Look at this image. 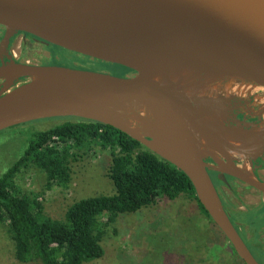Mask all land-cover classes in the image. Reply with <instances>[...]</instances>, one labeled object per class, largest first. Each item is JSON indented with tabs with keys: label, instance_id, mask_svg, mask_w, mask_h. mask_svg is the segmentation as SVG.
Listing matches in <instances>:
<instances>
[{
	"label": "water",
	"instance_id": "95a60500",
	"mask_svg": "<svg viewBox=\"0 0 264 264\" xmlns=\"http://www.w3.org/2000/svg\"><path fill=\"white\" fill-rule=\"evenodd\" d=\"M75 1L82 4L78 11L69 9L68 0H0V26L8 36L25 33L131 74L2 61L0 80L25 82L0 92V132L54 118L84 119L121 131L184 173L238 258L260 264L226 213L205 159L215 153L225 184L228 175L264 194V182L251 174L247 159L264 142V125L253 130L226 126V116L218 111L226 97L195 93L193 83L240 77L264 87V0ZM167 70L180 72V83L194 100L157 80ZM204 74L219 78L202 79ZM208 116L214 121L208 123Z\"/></svg>",
	"mask_w": 264,
	"mask_h": 264
},
{
	"label": "trees",
	"instance_id": "16d2710c",
	"mask_svg": "<svg viewBox=\"0 0 264 264\" xmlns=\"http://www.w3.org/2000/svg\"><path fill=\"white\" fill-rule=\"evenodd\" d=\"M118 67L123 71L121 77L131 72ZM97 154L110 158L106 178L113 186V194L74 202L62 219L47 216L40 195L20 185L25 173L36 170L44 178L46 191L67 188L73 165ZM180 197L194 200L200 214L212 225L200 233L203 241L194 250L207 254L213 264H244L198 202L184 173L111 126L69 118L35 133L19 159L0 176V224L20 264H88L104 256L102 241L120 216ZM247 217L243 214L240 223L248 220L257 232L261 229L259 223H264V205L254 210L256 220ZM239 226L245 241L240 231L243 227ZM256 232L255 242L249 241L248 248L257 261L264 260Z\"/></svg>",
	"mask_w": 264,
	"mask_h": 264
},
{
	"label": "rangeland",
	"instance_id": "374dc122",
	"mask_svg": "<svg viewBox=\"0 0 264 264\" xmlns=\"http://www.w3.org/2000/svg\"><path fill=\"white\" fill-rule=\"evenodd\" d=\"M25 48L22 53L31 61H43L46 53L43 47L32 45L30 48L29 46ZM49 51H52L51 62L57 61L66 67L72 68V65H78L88 71L116 77H121L119 75L123 72L118 65L90 59L58 47L51 46ZM14 52L16 55L19 54L18 44L15 45ZM127 73L123 74V77ZM226 81L227 79H221L220 83L207 85H200L199 82L198 86L193 83V87L195 93L200 95L231 99L235 94L225 87ZM237 95L236 97H243L244 101L254 98L255 105H250L253 109L264 107V90ZM65 119L69 118L34 121L0 132V176L19 159L35 133L53 128L63 123ZM260 124L264 125V120ZM230 125L227 126L235 130L242 128L239 124ZM109 160L107 154H97L74 164L71 182L67 188L56 187L46 191L44 178L36 170L25 173L20 185L40 195L47 216L62 219L67 208L74 202L98 195L113 194V186L106 178ZM233 188V194L228 192L226 198L231 202L236 220L243 227L240 231L245 236L247 247H250L248 242H255L256 231L248 220L242 224L239 219L245 214L248 219L256 220L253 217L254 210L264 205V195L239 184H234ZM259 225L261 229L256 235H259L257 240L264 250V223L260 222ZM211 226L209 220L200 214L194 200L180 197L175 201H161L156 206L142 209L135 214L120 216L109 227L102 241L104 256L88 264H213L212 259L207 258V254L197 253L194 250L195 246L200 245V240L203 241L202 238L200 239L202 237L200 233H205ZM215 230L218 232L216 228ZM209 237L210 235H207V238ZM258 262L264 264V260ZM0 264H20L13 256V244L7 236L4 225L1 224Z\"/></svg>",
	"mask_w": 264,
	"mask_h": 264
},
{
	"label": "flooded vegetation",
	"instance_id": "af4514ba",
	"mask_svg": "<svg viewBox=\"0 0 264 264\" xmlns=\"http://www.w3.org/2000/svg\"><path fill=\"white\" fill-rule=\"evenodd\" d=\"M6 35L8 36L6 30L0 26V65L2 64V61H3L4 64L6 65L15 63V64H27V65H32V66H57V65L63 66L62 63H58L57 61L51 62L52 51H49V48L51 47V45L43 43L41 40L34 38L25 33L18 32L15 34H10L8 36L7 46L4 48H1V42L3 41ZM17 44H18V49L20 50L18 55H16L14 52V47ZM32 45H36L38 47L44 48L46 53L44 55L43 61L33 62L29 59L28 56L23 55L22 51L23 50L25 51L26 49L25 47L29 46L30 48V46ZM63 67H66V66H63ZM72 68L78 69L82 67H78V65H72ZM127 74L125 76H128ZM24 82L25 80L21 78L17 80H13L12 82H8L7 80L2 79L0 80V92L6 91L8 88L12 89ZM224 100L226 102L218 107L219 109L218 111L220 112V114L226 116L224 124L225 123L227 125L239 124L246 130H253V129H257L261 127L260 123H262V121L264 120V116H263L264 107L262 108L256 107L257 109L251 108L250 105H255L254 98H248L246 101H244L245 99L243 97L235 96V97H231V99L226 98ZM259 146L260 148L258 150L250 152L253 154V156L247 159L249 161L251 174L259 181L264 182V142H261ZM214 155L215 153L213 154V156H210V155L206 156L205 163L208 166L207 168L208 173L220 197V200L223 204V207L226 213L228 214L231 222L235 225L237 229V227H240V226L236 220L235 211L231 208V202L227 200L226 198L228 192H231L233 194L234 184L242 185L243 187L253 190L261 195H264V194L256 191L255 189L247 186L245 183L235 178H232L228 175H224L226 179V184L222 182L221 175H220L222 168L213 161L215 157ZM235 158H236L235 163L238 166L242 167V165L244 166V164H246V162H244L243 159H241L240 157L235 156ZM239 163H243V164H239Z\"/></svg>",
	"mask_w": 264,
	"mask_h": 264
},
{
	"label": "bare ground",
	"instance_id": "6f19581e",
	"mask_svg": "<svg viewBox=\"0 0 264 264\" xmlns=\"http://www.w3.org/2000/svg\"><path fill=\"white\" fill-rule=\"evenodd\" d=\"M67 5H68L69 9L72 11H78V10H80V7L82 6V4H80L79 2H77L75 0H68ZM192 70H194V69H192ZM194 71H196L195 73L198 74L196 76V78H198V77L201 78L199 76L200 73L198 72V70H194ZM181 73L190 74V73H192V71L191 70H182ZM179 75H180V72L173 74L171 72V70L162 71V72L158 73L157 80L161 83H164V84L174 85L178 90H180L181 92L185 93L188 97L193 99V96L190 94V92H188L187 89L180 83ZM217 77L218 76L204 74V77H202V79L213 80L215 78L217 79ZM227 81L228 82L226 83L225 87L227 89L231 90L230 92L234 93L235 96H238L237 94L246 95L247 93H250V92H257V91H263L264 90V87L254 85L251 82H249L248 80H245V79L240 78V77H230V79ZM217 83H220V80H217L216 82H213L212 84H217ZM257 100H259V98ZM259 101H262V100H259ZM194 103L197 104L195 101H194ZM204 119L208 123H211L212 121H214V119L212 117H209V116L205 117ZM242 169L247 170V168L245 166H243Z\"/></svg>",
	"mask_w": 264,
	"mask_h": 264
}]
</instances>
